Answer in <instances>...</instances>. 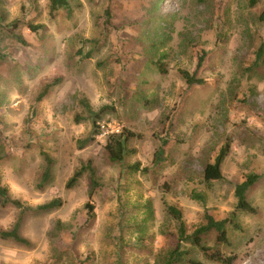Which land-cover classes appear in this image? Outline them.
<instances>
[{"label": "rangeland", "instance_id": "374dc122", "mask_svg": "<svg viewBox=\"0 0 264 264\" xmlns=\"http://www.w3.org/2000/svg\"><path fill=\"white\" fill-rule=\"evenodd\" d=\"M68 2L51 18L50 0H0V185L32 210L20 228L30 245L0 237V264H168L177 248L219 264L180 238L169 206L188 236L208 216L233 219L228 244L212 230L203 245L264 264V0ZM128 132L141 137L115 162L106 146ZM227 144L222 179L206 182ZM252 174L254 213L235 197ZM54 199L63 205L36 211ZM10 201L0 198V232L21 214Z\"/></svg>", "mask_w": 264, "mask_h": 264}, {"label": "trees", "instance_id": "16d2710c", "mask_svg": "<svg viewBox=\"0 0 264 264\" xmlns=\"http://www.w3.org/2000/svg\"><path fill=\"white\" fill-rule=\"evenodd\" d=\"M249 5L251 7H255L259 0H248ZM61 8H69V2L68 0H50V16L51 18L55 17L56 12L61 9ZM260 21L264 25V11L261 13L259 17ZM29 29L36 33L40 34L41 31L44 29L43 25H33V24H28ZM14 29H17L15 27ZM19 41L23 44L26 43L25 39L21 36L17 37ZM264 53V43L261 45L259 51H258V58L260 59ZM160 71L165 72L162 67L160 66ZM183 77L186 79L187 83L190 85L193 84H203V80L198 79L195 77V75H191L189 72L182 71L181 72ZM54 85V82L51 84L46 85L40 95L38 96V100H41L49 91L50 87ZM95 132V130H94ZM131 137H141L139 135H135L132 132H128L127 136L123 135H115L112 137L110 142H108L106 149L113 161H121L125 154L127 153L126 150V142L129 138ZM95 140V133L94 135L90 136V138H86L85 140H80L79 141V148L83 149ZM229 151V144H227L225 147H223L218 156L216 157L215 161L213 163H208L204 169V179L206 182H211V181H216V180H221L222 179V171H221V166L228 154ZM48 161V165L43 173V178L42 182L39 184V187L43 189L45 184L49 182L51 179V160L49 158H46ZM84 173V168H81L75 174L71 177L70 181L67 184L68 188H71L73 185H75L79 178L82 176ZM259 179V175L257 174H252L246 177L245 181L242 183L238 184L235 188V197L237 199V205L236 209L237 210H242V211H247V212H255V208L247 201L246 195L248 190L251 188V186L254 185V183ZM0 198L4 199V202L10 201L8 198V189L6 187H3L0 185ZM12 204L17 206L18 208L22 209L21 214L13 226V228L9 231H2L0 232V237L3 239H13L17 243L21 245L28 246L30 243L28 240L25 238L21 237L20 235V228L23 223L24 219V214L27 213L28 211H32L30 208L24 207L20 201L18 200H12L10 201ZM63 205V201L61 199H54L50 201L47 204L41 205L37 207L36 211H50L54 209H58ZM91 211L93 208H91ZM168 212L179 222V235L181 239H184L185 241H190L194 246L200 249L204 257L214 263H219V264H233L236 260V256H225L223 253L220 251H213L210 248L206 247L203 245V236L208 234L210 231L215 230L218 233V240L220 242L229 243L228 240V235L226 231V225L227 223L231 222L233 223V219H225L221 221H216L214 220L211 216L207 217V224L205 226H202L199 228L195 233H193L192 236H188L186 234V228L184 225V221L182 219V214L179 210H177L173 206L168 207ZM190 255V252H182L179 251V248H177L174 253L171 256V260L168 262V264H180V263H186V264H205L201 261L194 260L192 258H188Z\"/></svg>", "mask_w": 264, "mask_h": 264}]
</instances>
